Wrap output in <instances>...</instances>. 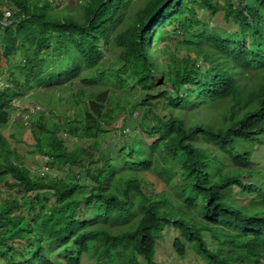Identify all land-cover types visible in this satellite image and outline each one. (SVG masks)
Segmentation results:
<instances>
[{
    "label": "trees",
    "instance_id": "trees-1",
    "mask_svg": "<svg viewBox=\"0 0 264 264\" xmlns=\"http://www.w3.org/2000/svg\"><path fill=\"white\" fill-rule=\"evenodd\" d=\"M133 1L0 0V130L34 90L73 109L37 111L31 143L0 133V264H159L167 226L181 258L264 264V0Z\"/></svg>",
    "mask_w": 264,
    "mask_h": 264
},
{
    "label": "rangeland",
    "instance_id": "rangeland-1",
    "mask_svg": "<svg viewBox=\"0 0 264 264\" xmlns=\"http://www.w3.org/2000/svg\"><path fill=\"white\" fill-rule=\"evenodd\" d=\"M147 0H134L131 4V11H137L139 8L143 7ZM10 15V14H9ZM7 16V15H5ZM8 17V16H7ZM206 21V20H205ZM209 26L215 27V30L218 34L223 35L224 31H229L233 29V25L224 23L222 16L215 21H209ZM165 46L164 44H160L158 47ZM157 49V48H156ZM168 49H174V46L169 44ZM175 51L182 50L181 43L177 44L174 49ZM105 59H110L112 62H115L117 52L115 51H106L104 52ZM180 55V54H179ZM9 67V66H8ZM3 66L2 74L0 73V85L6 79V69L8 68ZM4 74V75H3ZM160 79V81L158 80ZM161 78L156 77V89L154 90L158 93L162 88L160 86ZM79 83L77 82L74 86L75 90L78 89ZM135 87L131 85L130 88L125 90L124 92L118 91L123 99L134 101L139 97V91L134 90ZM69 93L65 94L59 91L51 92L46 90H34L32 92L26 93L23 97H20L18 100L14 102L15 111L13 113L12 119L7 127L0 130V133L3 134L7 140L9 141L12 147L15 146L16 142L22 141L23 138L26 142L31 143L33 139L29 135H27L26 124L29 121L36 119L38 115H36L37 111H42L44 113V121L46 125L49 127L54 124H59L61 118H67L73 113V109L70 104L67 103V99L69 98ZM53 116H52V115ZM136 114V113H135ZM138 115V114H137ZM39 117V116H38ZM37 117V118H38ZM126 116L121 114L117 120V127H114L113 134L106 140H104L101 144L104 146L109 145L113 142L115 137L119 134V123L120 126H124L128 124V120L125 121ZM23 124V125H22ZM118 128V129H117ZM61 136L65 139L66 145L68 148H72L73 139L68 138L61 134ZM73 143V144H72ZM26 149V148H25ZM32 151V148H30ZM30 149H27L29 151ZM45 161L46 158L39 155L38 153L27 156L25 163L27 166L37 172L45 171ZM146 181L150 186V183L153 186V189L156 191L163 190L162 182L160 178L156 177L154 174H147ZM150 189V188H149ZM157 244L155 248V256L154 260L159 264H204L199 258H201L189 247L184 257H179L172 248V241L177 236V233L173 231L172 227H164L163 230L155 234ZM84 264H94L91 261L85 259Z\"/></svg>",
    "mask_w": 264,
    "mask_h": 264
},
{
    "label": "built area",
    "instance_id": "built-area-1",
    "mask_svg": "<svg viewBox=\"0 0 264 264\" xmlns=\"http://www.w3.org/2000/svg\"><path fill=\"white\" fill-rule=\"evenodd\" d=\"M7 16H9V13H6Z\"/></svg>",
    "mask_w": 264,
    "mask_h": 264
}]
</instances>
